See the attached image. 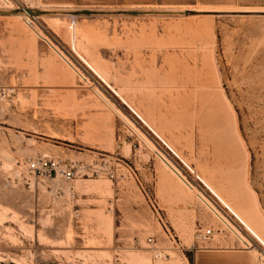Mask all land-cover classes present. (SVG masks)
<instances>
[{
    "label": "rangeland",
    "instance_id": "rangeland-1",
    "mask_svg": "<svg viewBox=\"0 0 264 264\" xmlns=\"http://www.w3.org/2000/svg\"><path fill=\"white\" fill-rule=\"evenodd\" d=\"M0 84L1 264H264V0H0Z\"/></svg>",
    "mask_w": 264,
    "mask_h": 264
},
{
    "label": "built area",
    "instance_id": "built-area-1",
    "mask_svg": "<svg viewBox=\"0 0 264 264\" xmlns=\"http://www.w3.org/2000/svg\"><path fill=\"white\" fill-rule=\"evenodd\" d=\"M25 19L32 22L30 14L25 11ZM12 95V90L0 84V101L8 99ZM27 172L34 179L41 180H55L62 179L70 181L77 175V169L75 165L70 160L55 159L49 157H40L27 162ZM24 182L31 187V180L25 177ZM52 190V189H51ZM53 195L60 197L63 194L62 189L55 188ZM68 194L73 197L74 190L71 186L67 188ZM198 237L201 240H209L212 237V230L206 229L204 231L198 232ZM148 242L151 243L152 240L148 238Z\"/></svg>",
    "mask_w": 264,
    "mask_h": 264
},
{
    "label": "crops",
    "instance_id": "crops-1",
    "mask_svg": "<svg viewBox=\"0 0 264 264\" xmlns=\"http://www.w3.org/2000/svg\"><path fill=\"white\" fill-rule=\"evenodd\" d=\"M134 112V111H133ZM137 117L141 120L143 119L140 115L134 112ZM145 124L146 121L142 120ZM173 151V150H172ZM212 195L219 201V203L226 208L230 214L234 217V219L244 228V230L252 236L257 242H260L256 236H254L243 224L239 215L236 213V210L233 206V203L226 199L224 196L220 198L215 191L211 190ZM235 205V204H234ZM244 211V210H243ZM248 214H253L252 212L245 211ZM264 245V243H261ZM1 264V263H0ZM195 264H257V260L255 256L247 250H235L231 248H205L199 250L196 256V263Z\"/></svg>",
    "mask_w": 264,
    "mask_h": 264
},
{
    "label": "bare ground",
    "instance_id": "bare-ground-1",
    "mask_svg": "<svg viewBox=\"0 0 264 264\" xmlns=\"http://www.w3.org/2000/svg\"><path fill=\"white\" fill-rule=\"evenodd\" d=\"M23 21H24V23L27 25V26H32V23H30L29 21H27L26 19H23ZM162 158V157H161ZM161 160H163V159H161ZM165 160V159H164ZM169 164V163H168ZM167 167H169L171 170H172V172L174 173V174H176V176L177 177H179L182 181H183V183H184V180H183V178H181V175L171 166V164L170 165H168ZM178 178V179H179ZM198 198L201 200V201H203L205 204H207V202H206V200L201 196V195H198ZM213 208V207H212ZM217 213V212H216ZM215 216L217 217V218H219V219H221V216H219L218 214H215ZM249 218L250 219H252V226L255 228V230H257L258 232H260V230H261V225L259 224V222H258V218L255 216V215H253V214H249ZM221 220H223V218L221 219ZM230 228H231V226H230ZM231 231H232V233L234 234V235H236L237 236V238L241 241V243L242 244H244V246L245 247H252V245H251V243H248V242H245V240L242 238V237H240V235H238L236 232H235V230H233V227L231 228ZM237 231V230H236ZM238 232V231H237ZM262 232H264V231H262ZM242 236V235H241ZM246 239V238H245ZM178 264V263H177Z\"/></svg>",
    "mask_w": 264,
    "mask_h": 264
}]
</instances>
